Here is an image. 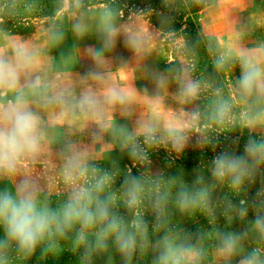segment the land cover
I'll return each instance as SVG.
<instances>
[{"label":"clouds","instance_id":"obj_1","mask_svg":"<svg viewBox=\"0 0 264 264\" xmlns=\"http://www.w3.org/2000/svg\"><path fill=\"white\" fill-rule=\"evenodd\" d=\"M117 16L113 10L103 16L99 46L85 47L90 63L76 73L34 42L0 32V264L29 260L38 249L43 256L65 248L79 264H116L117 256L119 264H139L146 257L150 264H206L209 250L222 264H264V50L241 47L238 59L222 53L214 60L217 71L239 68L234 91L243 114L220 88L213 89L215 99L202 110L199 100L208 85L194 78L187 64L163 70L146 64L151 92L118 82L114 62L118 59L121 71L127 64L113 55L118 40L142 59L148 38L125 31ZM72 31L83 38L86 18L77 17ZM64 40L63 28L51 25L47 43L57 47ZM173 84L170 94L183 107L162 116L157 111L164 104L161 93ZM138 94L148 102L147 113L138 110ZM213 126L245 129L242 153L219 151L207 167L208 177L197 167L190 183L182 173L153 171L154 152L180 156L193 137L195 146L215 152L220 141L211 134ZM233 143L238 146L239 137ZM97 146L105 151L115 146L132 166L121 170L114 159L103 164ZM49 163L58 184L34 175L37 166ZM57 191L62 199L54 203ZM218 191L223 194L217 196ZM177 212L204 216L212 231L192 233L175 225ZM218 216L244 226L222 229Z\"/></svg>","mask_w":264,"mask_h":264},{"label":"rangeland","instance_id":"obj_2","mask_svg":"<svg viewBox=\"0 0 264 264\" xmlns=\"http://www.w3.org/2000/svg\"><path fill=\"white\" fill-rule=\"evenodd\" d=\"M81 1L84 2V0ZM89 1L92 2V5L80 9V6L74 7L76 2L71 4L72 0H63L61 9L54 15L35 18H25L26 15L22 14L20 9L7 11L4 5L0 4V32L9 38H23L34 42L68 72H83L90 63L84 57V49L88 45L99 46L97 40L98 25L108 10H113L118 14L117 23L125 31H138L148 38L147 52L142 59L136 58L124 46L123 38L118 40L113 55L127 61L123 71L120 70L118 59L114 62L113 72L117 73L119 83L125 87L131 83L137 89H143L147 86L151 92L152 85L146 79L144 71L146 64L161 70L171 65L187 64L193 68L192 76L208 85L199 100L202 110L207 109L215 99L213 89L220 88L223 97L233 102L234 110L243 114L244 107L234 91V83L239 75V68L233 70L232 67H226L222 71H217L214 67V60L222 53H232L233 58L238 59V48L260 45L264 42V38H262L264 35V0H204L205 5L199 11L197 21L192 22L191 25L185 22L186 16L174 24L172 17L170 20H164L162 14L149 8L134 6L131 4L133 1ZM194 2V0H181L176 11H186V9L193 7ZM245 5H247L246 10L240 13L238 10H241L240 8ZM182 6H185V9L181 8ZM160 15L161 17H159ZM77 17H85L88 23V32L83 38H77L72 31V25ZM238 19L240 23L235 33L224 34L225 37L221 41L218 40L217 35L225 31L227 22L229 20L231 22L236 20L237 22ZM53 24L61 26L65 32V40L57 47L50 46L46 41V33ZM61 52L64 54L63 58ZM174 91L175 85L173 84L168 90L161 93L164 97V104L157 111L162 116H172L183 107L171 96L170 93ZM135 100L140 112L147 113L149 111L148 102L143 95L138 94ZM120 122L123 123V121ZM200 123L203 126L206 121L202 118ZM210 131L220 141L215 152L210 148L201 149L195 146L196 138L193 137L185 152L180 156H175L164 150L154 152L151 156L153 171L164 170L170 175L182 173L186 181L190 183L194 179V169L197 167L203 169L206 178L208 177L207 167L212 157L219 151L225 148H235L237 152L242 153L243 144L247 139L245 129L236 127L218 130L213 126ZM237 137H239L238 146L233 143ZM82 139L87 142L86 137ZM97 150L103 152L101 162L105 165L109 160L114 159L118 161L121 170L132 166L128 157L121 154L115 146L106 151L97 146ZM133 172H137V169L133 168ZM34 175L42 183L56 182L58 184L54 166L50 163L37 166ZM259 186L258 181L250 190V198ZM222 194L219 191L216 193L217 196ZM61 199L62 195L57 191L53 196L54 203ZM249 218H251V213ZM146 219L151 225L152 216L149 214ZM173 223L192 233L198 230L210 232L213 228V225L202 215L189 218L177 212L173 216ZM217 224L225 230H239L244 226L238 220L228 224L222 216L217 217ZM55 257L58 260H63L64 264H79V257L68 251L67 248ZM34 263L35 261H31V258L26 261L17 260L15 262V264ZM96 264H104V261H97ZM116 264H119L118 256L116 257ZM139 264H150V258L146 257L140 260ZM206 264H222V262L209 250Z\"/></svg>","mask_w":264,"mask_h":264},{"label":"trees","instance_id":"obj_3","mask_svg":"<svg viewBox=\"0 0 264 264\" xmlns=\"http://www.w3.org/2000/svg\"><path fill=\"white\" fill-rule=\"evenodd\" d=\"M94 1V0H93ZM133 1L131 4L134 6H138L140 8H149L151 10H154L160 14H162V17L164 20L168 19L170 20L171 17L174 21V24L178 21H180L184 16L185 22L188 23V25H191L192 22L197 21V16L199 11L204 7V0H194L193 7L190 9H186V11L178 12L176 11V7H178V3L181 2V0H128ZM63 0H0V4L4 5V8L7 11H17L21 10L22 14L26 15L25 18H35V17H44V16H50L54 15L56 12H58L62 7ZM73 2H76V0H72L71 4ZM85 2V3H84ZM81 1L78 4L74 5V7H85L88 5H92L91 1L84 0ZM207 4V3H206ZM181 8L185 9V6H182ZM161 17V15L159 16ZM178 26V23H177ZM2 235V233H0ZM31 261H35L34 264H64L63 260H58V258L55 257V255H41V252L39 249L37 250V253L31 257Z\"/></svg>","mask_w":264,"mask_h":264},{"label":"crops","instance_id":"obj_4","mask_svg":"<svg viewBox=\"0 0 264 264\" xmlns=\"http://www.w3.org/2000/svg\"><path fill=\"white\" fill-rule=\"evenodd\" d=\"M219 5V4H218ZM234 7H236L235 5H233ZM247 8V5L245 6H242L240 9L241 10H238L240 13H243ZM208 9V8H207ZM206 9V10H207ZM206 20V19H205ZM226 23V22H225ZM234 23V24H233ZM240 23L239 19L238 21L236 22V20H234V22L232 21H228L227 22V25H226V29L225 31H223V33L217 35V38L218 40H222L225 35L224 34H232L233 32L235 33V31L237 30V27H238V24ZM230 29V30H229ZM262 38H264V35H262ZM245 49H251V50H264V42L260 43V45H253V46H246V47H243ZM236 52V51H235ZM228 54V53H226ZM238 54V53H237Z\"/></svg>","mask_w":264,"mask_h":264}]
</instances>
